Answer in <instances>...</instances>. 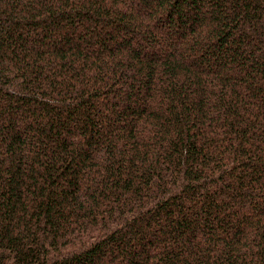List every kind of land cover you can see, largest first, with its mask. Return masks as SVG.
<instances>
[{"label": "trees", "instance_id": "obj_1", "mask_svg": "<svg viewBox=\"0 0 264 264\" xmlns=\"http://www.w3.org/2000/svg\"><path fill=\"white\" fill-rule=\"evenodd\" d=\"M0 264H264V0H0Z\"/></svg>", "mask_w": 264, "mask_h": 264}]
</instances>
